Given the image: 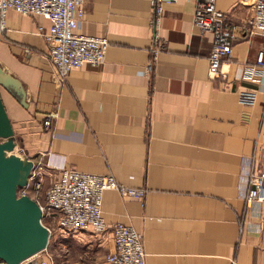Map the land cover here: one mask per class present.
I'll return each instance as SVG.
<instances>
[{"label": "crops", "instance_id": "1", "mask_svg": "<svg viewBox=\"0 0 264 264\" xmlns=\"http://www.w3.org/2000/svg\"><path fill=\"white\" fill-rule=\"evenodd\" d=\"M252 2L217 0L237 36L214 76L196 0L165 1L158 17L154 0H85L79 30L111 43L104 62L65 81L37 33L49 19L8 11L0 66L23 83L28 105L1 94L25 156L55 178L71 167L146 189L142 198L106 190L103 232L55 231L41 251L53 264H108L119 222L143 233L147 264H264V203L245 198L251 171L264 170V37L247 30ZM246 89L257 92L253 105L240 101Z\"/></svg>", "mask_w": 264, "mask_h": 264}, {"label": "built area", "instance_id": "2", "mask_svg": "<svg viewBox=\"0 0 264 264\" xmlns=\"http://www.w3.org/2000/svg\"><path fill=\"white\" fill-rule=\"evenodd\" d=\"M85 0H0V27L6 25L8 11L15 9L26 15L40 14L48 18V29L38 26L49 46V59L56 69L57 78L65 81L69 72L85 63L100 64L105 61L110 40L104 35L86 34L79 30L85 17ZM165 1L154 0L155 12H163ZM195 24L203 31L212 34V50L209 55L210 74L222 71L223 62L229 58L234 48L236 27L228 14L217 6V0H196ZM253 12L248 19L250 35L264 37V0H253ZM161 45L159 44V48ZM28 50V49H27ZM256 63L264 66V50L257 54ZM254 67L250 70L253 72ZM240 101L253 105L257 92L246 89L240 92ZM51 116L44 124L51 125ZM45 164L35 162L25 186L18 194H28L34 189L43 188ZM106 190H117L124 196L142 198L144 187L125 186L112 173L98 174L84 172L77 168L63 167L60 174L46 189L44 202L32 196L42 209V222L49 228L50 238L55 231L70 234L88 228L96 232L106 229L103 215V196ZM31 196V195H30ZM247 207L264 203V170L253 169L249 174V186L245 195ZM115 248L106 255L108 264H147V253L143 233L134 226L119 222L114 227ZM43 251V250H42ZM41 251L27 258L30 264H53ZM20 264H23L21 262Z\"/></svg>", "mask_w": 264, "mask_h": 264}, {"label": "water", "instance_id": "3", "mask_svg": "<svg viewBox=\"0 0 264 264\" xmlns=\"http://www.w3.org/2000/svg\"><path fill=\"white\" fill-rule=\"evenodd\" d=\"M0 85L23 105L27 94L23 83L0 66ZM0 260L20 264L46 249L50 240L49 228L42 222V209L28 194L19 195L35 162L30 157L9 155L17 142L12 121L0 91Z\"/></svg>", "mask_w": 264, "mask_h": 264}, {"label": "rangeland", "instance_id": "4", "mask_svg": "<svg viewBox=\"0 0 264 264\" xmlns=\"http://www.w3.org/2000/svg\"><path fill=\"white\" fill-rule=\"evenodd\" d=\"M0 91H1V93H4L6 91L5 88L2 85H0ZM44 121H45V119H44ZM44 126L46 128H48L45 124H44ZM0 140H2V138H0ZM7 153L9 155L16 154V155H20L22 157H25V154H24L23 150L21 149V147L18 144L15 147V149H13L11 151H8ZM45 171H46V169H45ZM54 178H55V175H53V173H49V172L46 171L45 172V175H44V178H43V180H44V183L43 184L44 185H43L42 190L40 192H37L34 189H30L29 190V195L35 196V197L39 198V200L41 202H44L46 189L48 188V186H50V184L52 183V181L54 180ZM44 253H43L42 256L49 257L52 260L51 255H46V252L45 251H44Z\"/></svg>", "mask_w": 264, "mask_h": 264}, {"label": "bare ground", "instance_id": "5", "mask_svg": "<svg viewBox=\"0 0 264 264\" xmlns=\"http://www.w3.org/2000/svg\"><path fill=\"white\" fill-rule=\"evenodd\" d=\"M25 261V260H24Z\"/></svg>", "mask_w": 264, "mask_h": 264}]
</instances>
